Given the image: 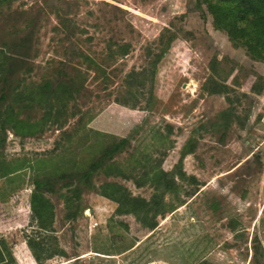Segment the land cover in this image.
<instances>
[{
    "label": "rangeland",
    "instance_id": "1",
    "mask_svg": "<svg viewBox=\"0 0 264 264\" xmlns=\"http://www.w3.org/2000/svg\"><path fill=\"white\" fill-rule=\"evenodd\" d=\"M25 35L29 51L5 84L7 66L0 68V118L13 111L0 159L25 166L0 178V242L13 258L6 264H38L26 244L36 235L32 181L83 170L123 138L128 146L95 173L73 219L69 187L59 182L45 194L53 223L37 236L63 254L41 264H264V64L194 0L5 1L0 67L4 43ZM69 80L79 91L54 99L50 113L13 102L45 82ZM213 82L226 93L210 94ZM15 120L38 128L23 133ZM173 170L186 179L175 177L153 230L115 214L99 194L115 183L148 200L154 172Z\"/></svg>",
    "mask_w": 264,
    "mask_h": 264
},
{
    "label": "trees",
    "instance_id": "2",
    "mask_svg": "<svg viewBox=\"0 0 264 264\" xmlns=\"http://www.w3.org/2000/svg\"><path fill=\"white\" fill-rule=\"evenodd\" d=\"M5 1L0 0V4ZM196 10L199 12L206 11L212 16V24L215 28L221 29L225 32L228 39L233 42L236 47L244 49L247 57L255 62H261L264 64V0H194ZM202 15H204L202 13ZM62 19V18H61ZM64 20H61V24L64 27ZM16 40V39H14ZM29 37L24 36L17 41H11V43L5 44L7 51H2L1 66L5 64L6 69L1 70L4 73L2 77V83H6L7 76H10L14 69L13 64L18 63L17 56L27 54L29 51ZM126 50L121 49L120 54H125ZM162 56L158 57L161 59ZM15 60H14V59ZM17 65L15 68H18ZM4 68V66L0 67ZM211 74L213 75L216 70L214 62L210 65ZM5 71V72H4ZM210 76L207 82H212L213 76ZM210 84V83H209ZM210 94L222 95L226 93L225 85H216L213 82L211 85ZM79 88L76 83L70 81L59 82H45L41 87L33 93L16 94L14 97V103L22 105L26 101L24 107H28L31 103L43 104L50 113L52 106L51 102L54 99H69L73 94L77 93ZM7 119L13 122L12 110L8 109ZM6 118H0V147L3 148L5 142L6 130L4 128ZM22 132L32 134L37 130V125L34 123L25 124L21 121L15 120L14 128L19 130L21 126ZM128 146V138H123L117 142H113L109 147L102 150L100 156L91 163L88 164L83 170H77L78 167L68 168V171L61 172L57 178L42 177L32 181V190L29 197V203L31 208L32 220L36 224V235L28 238L26 244L30 249L32 256L36 263L41 264L43 259H50L54 254H63L57 249H50L46 243L37 236L38 230H47L53 223V206L49 199L45 196L46 193L55 192V186L59 182H63L65 187L70 188V196L65 198V202L68 205L69 213L68 219H73L78 211L77 202L80 199L81 193L84 190L93 189L92 178L100 169L104 166L107 167L113 157L120 153L124 148ZM191 150H187L182 153L179 162L182 160L185 154L191 153ZM111 166V165H109ZM109 166L106 168L110 169ZM25 168L24 165H16L15 163H5L0 159V178H4L18 169ZM175 168V167H174ZM152 171V169H150ZM67 172V173H66ZM154 172L151 180H153L155 192L148 199L133 197L130 193L121 185L115 183H104L99 190V194L108 199L115 205V214L117 215H133L140 223L149 230H153L156 225V217L163 216L166 212V205L164 203V195L166 192H170L175 186V177L179 176V179H186L184 173L175 170L169 174L159 171ZM148 175V173H147ZM13 260L11 252L4 242H0V264H6L8 261Z\"/></svg>",
    "mask_w": 264,
    "mask_h": 264
}]
</instances>
